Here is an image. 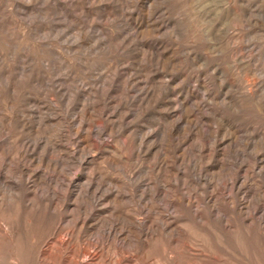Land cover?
Returning a JSON list of instances; mask_svg holds the SVG:
<instances>
[{"label":"rangeland","instance_id":"rangeland-1","mask_svg":"<svg viewBox=\"0 0 264 264\" xmlns=\"http://www.w3.org/2000/svg\"><path fill=\"white\" fill-rule=\"evenodd\" d=\"M24 248L264 264V0H0V264Z\"/></svg>","mask_w":264,"mask_h":264},{"label":"bare ground","instance_id":"bare-ground-1","mask_svg":"<svg viewBox=\"0 0 264 264\" xmlns=\"http://www.w3.org/2000/svg\"><path fill=\"white\" fill-rule=\"evenodd\" d=\"M90 215H91V214H90ZM165 225H166V224H165ZM95 227H96V226H95ZM164 227L168 228L167 226H164ZM170 227H171V226H170ZM166 228H165V229H166ZM172 228H173V227H172ZM101 229H102V228H101ZM174 229H175V228H174ZM167 232H168V230H167ZM172 232H173V230H172ZM176 232H177V231H176ZM89 233H90V234H97V235H105V234H109V235L112 234V235H113V234H114V235L116 236V234H115L116 232L113 233L111 230L108 231V232L103 231V230H102V231H100V230L94 231V230H93V231L91 232V230H90ZM170 233H171V231H170ZM173 233H174V232H173ZM175 234H176V233H175ZM191 235H192V234H191ZM217 244H219V243H217ZM219 248H220V247H219ZM25 249H26V248L23 249L24 252H23V255H22V257H23V258H22V259H23V263H22V264H27V262H28V257H27L28 253H27V250H25ZM92 249H93V248H92ZM182 251H183V250H182ZM85 252H86V251H85ZM87 253H88V251H87ZM185 253H186V252H185ZM200 253H201V252H200ZM181 254H182V253H181ZM181 254H180V255H181ZM204 254H205V253H204ZM87 255H89V254H87ZM208 255H209V254H208ZM208 255H207V256H208ZM185 256H186V255H185ZM190 256H192V255H190ZM203 256H204V255H203ZM79 257H80V253H78V254L75 256V259L71 260V259L69 258L71 261H68V260H67L66 262L71 263V264H72V263H75V264H76V261L79 259ZM81 257H82V256H81ZM90 257H92V256H90ZM94 257H95V256H94ZM97 257H98V256H97ZM176 257H177V256H176ZM181 257H182V256H181ZM216 257H217V256H216ZM60 258H61V256H60ZM95 258H96V257H95ZM194 258H196V257L194 256ZM204 258H206V256H205ZM204 258H202V259L205 260ZM207 258L209 259V257H207ZM213 258H214V257H213ZM63 259H64V258H63ZM87 259H88V258H87ZM90 259H91V258H90ZM183 259H184V258H183ZM210 259H211V257H210ZM210 259L207 260V262L204 263V264H209L210 261H213V260H210ZM216 259H217V258H216ZM110 260H112V259H110ZM110 260H109V261H110ZM203 260H202V261H203ZM61 261H62V260H61ZM106 261H107V260H106ZM115 261H116V260H115ZM180 261H182L181 258H176V259L174 258L172 264H180V263H181ZM198 261H200V260H198ZM205 261H206V260H205ZM219 261H220V258H219ZM88 262H89V261H88ZM88 262L86 261V259H84L81 263L79 262V264H89ZM111 262H112V261H110V263H108V264H111ZM121 262H122V261H121ZM203 262H204V261H203ZM214 262H215V261H214ZM221 262H222V261H221ZM103 263H105V260H104V259L101 260V264H103ZM118 263H119V262H118ZM153 263H154V262H153ZM187 263H188V262H187ZM199 263H201V261H200ZM112 264H113V263H112ZM123 264H124V263H123ZM181 264H182V263H181ZM188 264H189V263H188ZM194 264H195V263H194ZM217 264H218V263H217Z\"/></svg>","mask_w":264,"mask_h":264}]
</instances>
